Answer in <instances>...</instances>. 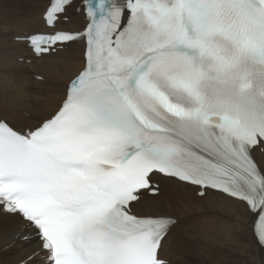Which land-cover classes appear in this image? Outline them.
I'll return each instance as SVG.
<instances>
[{"label": "snow or ice", "instance_id": "6c2138e0", "mask_svg": "<svg viewBox=\"0 0 264 264\" xmlns=\"http://www.w3.org/2000/svg\"><path fill=\"white\" fill-rule=\"evenodd\" d=\"M47 0L23 39L37 59L83 44L56 110L29 126L0 117V224L21 264H170L181 219L160 178L243 205L264 249V0Z\"/></svg>", "mask_w": 264, "mask_h": 264}, {"label": "bare ground", "instance_id": "6f19581e", "mask_svg": "<svg viewBox=\"0 0 264 264\" xmlns=\"http://www.w3.org/2000/svg\"><path fill=\"white\" fill-rule=\"evenodd\" d=\"M46 3L0 0V117L18 127L32 125L55 111L63 98L64 85L83 63L82 43L37 59L26 43L16 40L43 27L40 18ZM74 8L69 9L70 20L65 26L79 30L85 21ZM21 57L23 62L19 61ZM35 75H43L46 80H37ZM158 182L162 189L159 199L140 206L139 211L162 209L181 219L183 242L165 250L170 264H264V249L250 232L239 227L249 216L243 205L215 193L201 198L197 189L187 184L163 178ZM28 251L29 247L15 243L7 225L0 224V264H18Z\"/></svg>", "mask_w": 264, "mask_h": 264}]
</instances>
